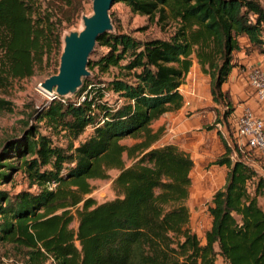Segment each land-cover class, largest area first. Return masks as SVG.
<instances>
[{"label":"trees","instance_id":"trees-1","mask_svg":"<svg viewBox=\"0 0 264 264\" xmlns=\"http://www.w3.org/2000/svg\"><path fill=\"white\" fill-rule=\"evenodd\" d=\"M114 2L149 20L173 22V32L145 39L99 35L96 47L104 51L87 68L110 77L84 78L73 100H48L30 114L35 125L3 143L0 180L18 172L26 187L0 190V242L11 244L23 264H215L217 256L224 264H264L261 159L248 151L247 159L238 152L231 157L218 134L223 151L213 164L226 172L206 207L210 222L201 240L189 227L185 203L193 161L176 144L154 145L163 128L150 126L181 108L178 87L193 62L208 77L211 98L221 102L220 87L235 66L232 53L252 47L264 55L259 0ZM80 9L79 0H0V89L58 53L62 28ZM105 93L115 95L112 103ZM225 107L217 120L236 113ZM11 110L12 102L0 97V111ZM54 134L68 139L65 146L52 141ZM126 137L134 142H119ZM108 169L117 171L115 197L96 203L87 196L89 180L108 178Z\"/></svg>","mask_w":264,"mask_h":264},{"label":"rangeland","instance_id":"rangeland-1","mask_svg":"<svg viewBox=\"0 0 264 264\" xmlns=\"http://www.w3.org/2000/svg\"><path fill=\"white\" fill-rule=\"evenodd\" d=\"M79 1L81 2V9L62 28L63 32L78 30L80 28V16L90 13V1ZM259 2L264 9V0H259ZM110 13H112L114 20V23L112 22L114 32L127 33L138 39L152 37L167 38L173 32V22L168 21L164 24L163 22L156 21V18L149 20L144 15L130 11L121 2L112 3L109 8ZM62 25H65L64 21ZM262 37L264 38V25ZM59 51L60 43L58 53L52 54L46 63L43 62L40 66L34 67L30 76L13 79L6 88L0 89V97L12 102V110L10 112L0 111V150L6 140L18 137L24 128L36 124L33 116L30 117V114L34 109L43 107L49 100V96L39 89L38 84L44 78L56 72ZM102 51H104L103 47H96L95 45L88 59L93 58L96 53ZM93 52H95L94 55ZM260 55L252 47L232 53L235 66L220 87L221 92L226 95L221 102L211 98L208 77H202L198 72L199 70H197V66H194V68L190 69L193 84L189 80V83L186 82V89L194 87L197 93L195 100L191 98L192 96L187 97V100L191 98V102L194 104H190L189 99V106H184L180 112L173 111L169 113V117L162 118L159 122L152 121L150 124L153 129L158 126L163 128L160 139L154 145L176 144L185 150L193 161V165L189 171L190 186L185 203L189 211V227L201 240L203 232L209 227L210 222L206 207L209 204L212 193L223 186L226 172V168L223 165L218 166L213 164L214 159L222 153L223 147L218 133L212 124L226 111L225 105L227 103L228 107H234L235 112L240 107L249 104V99H245L244 72L246 68L258 62ZM261 64L264 65V63ZM89 73L87 78H91L95 74L102 79L110 77V72L109 74H98L95 69L89 70ZM216 96L218 97L217 94ZM74 98L75 94L62 100H73ZM104 98L108 103H112L115 95L105 93ZM38 130L41 133H47L42 126H38ZM88 132L89 128L87 127L84 133L76 141H73V144L83 139ZM51 139L56 145L60 146H65L68 141L62 134L51 135ZM119 142L129 145L134 142V139L126 137ZM122 159L125 165L130 163V160L124 154L122 155ZM11 160L14 161V159ZM259 168L258 172L264 174V167ZM107 173L108 178L89 180L92 189L87 196L92 197L96 203L115 197L111 187V180L117 171L115 169H108ZM25 187V180L18 172H12L9 180H0V190H4L10 194ZM258 203L264 209V198L258 197ZM69 225L75 228L76 220L74 216ZM0 264H23V261L20 253L11 244L0 242ZM45 264L50 263L47 262ZM215 264L224 263L217 256Z\"/></svg>","mask_w":264,"mask_h":264},{"label":"water","instance_id":"water-1","mask_svg":"<svg viewBox=\"0 0 264 264\" xmlns=\"http://www.w3.org/2000/svg\"><path fill=\"white\" fill-rule=\"evenodd\" d=\"M91 11L80 16L78 30L61 31L57 70L44 78L39 89L53 98L64 99L76 94L89 76L88 57L103 33H115L109 8L114 0H89Z\"/></svg>","mask_w":264,"mask_h":264},{"label":"built area","instance_id":"built-area-1","mask_svg":"<svg viewBox=\"0 0 264 264\" xmlns=\"http://www.w3.org/2000/svg\"><path fill=\"white\" fill-rule=\"evenodd\" d=\"M261 63H264V55H260L258 62L244 72L245 99H249V104L240 107L227 122L220 119L212 125L232 150L231 157H236L238 152L247 159L245 154L248 151L264 163V65ZM82 99L80 95L77 100ZM188 103V100L183 101L184 106Z\"/></svg>","mask_w":264,"mask_h":264},{"label":"crops","instance_id":"crops-1","mask_svg":"<svg viewBox=\"0 0 264 264\" xmlns=\"http://www.w3.org/2000/svg\"><path fill=\"white\" fill-rule=\"evenodd\" d=\"M241 41H244V39L242 38ZM194 66H197L195 62L192 63L190 69H191V68H194ZM190 69H189V71H188V73H187V76H186V78H185L184 83L181 84V85L178 87L179 92H180V93L182 94V96H183V101H184V100H187V97H188V96H192L191 98H192V99L194 98V100H195L196 97H197V93L195 92L194 87H191L190 89H186V85H187L186 82H188V80L190 81L191 84H193V78H192V75H191ZM197 70H199V69H198V66H197ZM198 72H199V71H198ZM199 74H200L202 77H205V75H202L200 72H199ZM188 83H189V82H188ZM191 98H188V101H189V99H190V104L192 103V105H193L194 103L191 102ZM188 104H189V103H188ZM188 106H189V105H188ZM183 107H184V105H182L181 108H179L177 111L180 112V111L183 109ZM169 113H171V112H166V113L162 114L158 119H156V120H154V121H155V122H159V120H161L162 118L169 117Z\"/></svg>","mask_w":264,"mask_h":264},{"label":"bare ground","instance_id":"bare-ground-1","mask_svg":"<svg viewBox=\"0 0 264 264\" xmlns=\"http://www.w3.org/2000/svg\"><path fill=\"white\" fill-rule=\"evenodd\" d=\"M45 94V93H44ZM47 95V94H46Z\"/></svg>","mask_w":264,"mask_h":264}]
</instances>
